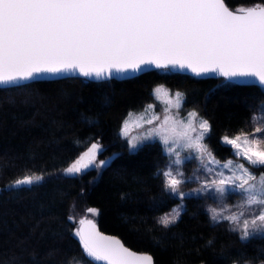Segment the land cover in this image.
I'll use <instances>...</instances> for the list:
<instances>
[{
  "label": "trees",
  "instance_id": "trees-1",
  "mask_svg": "<svg viewBox=\"0 0 264 264\" xmlns=\"http://www.w3.org/2000/svg\"><path fill=\"white\" fill-rule=\"evenodd\" d=\"M225 3L237 11L264 0ZM160 84L184 95L183 112L196 111L209 121L207 144L222 160L234 158L223 136L252 134L254 114L264 103L258 82L175 69L124 81L70 78L0 87V264H97L74 234L81 219L95 220L104 233L150 254L154 264L264 263V236L242 240L229 222H213L207 196L186 198L175 225L159 223L179 202L160 175L169 159L158 142L130 152L120 131L131 111L156 103L153 90ZM97 141L103 150L96 163L104 160L105 166L66 174ZM25 176L41 179L28 187L12 186Z\"/></svg>",
  "mask_w": 264,
  "mask_h": 264
},
{
  "label": "snow or ice",
  "instance_id": "snow-or-ice-1",
  "mask_svg": "<svg viewBox=\"0 0 264 264\" xmlns=\"http://www.w3.org/2000/svg\"><path fill=\"white\" fill-rule=\"evenodd\" d=\"M187 69L195 76L215 74L229 81L258 82L264 87V3L232 11L225 0H0V84L28 81L41 74L79 73L97 79L113 73L143 72L147 68ZM169 98L179 110L183 94L156 87L153 95ZM148 108L154 110L153 105ZM154 115L143 121L141 136H131L128 119L120 135L132 150L138 141L158 140L169 166L162 171L165 187L181 199L186 182L178 166V149L195 152L203 163L221 166L209 150L206 139L212 126L196 111L184 119ZM132 113H129L131 117ZM255 119V117H253ZM159 121V123H157ZM251 137L247 133L223 136L233 158L223 162L228 175L218 171L201 182L197 193H235L241 206L250 210L225 216L212 210L215 223L222 220L241 233L242 240L264 232V116ZM103 146L91 143L78 159L65 169L68 175L80 174L92 165L105 166L97 158ZM239 161V162H234ZM176 166V167H173ZM39 176H25L12 185H31ZM96 215L97 210L88 209ZM180 211L173 209L159 223L175 224ZM75 231L88 258L103 264H153L150 255H141L119 240L102 234L90 219L79 220Z\"/></svg>",
  "mask_w": 264,
  "mask_h": 264
},
{
  "label": "rangeland",
  "instance_id": "rangeland-1",
  "mask_svg": "<svg viewBox=\"0 0 264 264\" xmlns=\"http://www.w3.org/2000/svg\"><path fill=\"white\" fill-rule=\"evenodd\" d=\"M156 87H163L164 89H166L168 92H170L172 94H174L175 92H179V91H172L163 84L157 85ZM156 87H154V89ZM153 92H154V90H153ZM154 97L156 99V103L148 104V105H153L154 110L152 108H148V105H147L143 110L131 111L130 112V113H132L131 117H129V114H128L127 119H128V130L130 133L129 138H131V136H141L143 131H144V128L148 127L147 125L143 124V121H147L149 119H152L154 115H159V116H161V118H163V116L165 114L164 110L167 108H171V111L168 114L176 116L177 119H184L187 117V113L192 112V111H189L187 113L183 112V106L179 110H177L174 106L169 105V98L164 96L163 94H161L160 96H154ZM183 103H184V95H183ZM262 116H264V103H262L258 112H256L254 114L255 128L257 126H262L259 123ZM157 123H159V121H157ZM257 135H264V133L257 134ZM249 136L251 137V134H249ZM152 142L160 143L158 140H149V141L141 140V141H138V146H137V149H135V150H132L130 145L128 144L129 151L130 152H137L140 147L144 146L147 143H152ZM205 142L207 143V139ZM225 146H228L231 148L230 145H225ZM208 147H209V145H208ZM261 147H264V144H262ZM209 150L213 153L215 158L221 162V166L217 167L215 164H209L206 159L202 163L201 160L198 158L199 154L192 152V151L184 150V149H178V151H180L181 157H182V164L180 166H178V170L183 172V175L186 179V182L181 185V191L184 193V198L181 199L177 194H173L175 197H177L179 199V202L170 211H168L167 213L160 216L159 221L164 216H167L170 213H172L173 209H177L180 211V216H179V219H180L181 215L183 214V212L186 209L185 199L190 198V197H199V196L200 197L207 196L211 199V202L207 206V212L209 213L210 216L212 214L213 209H215L218 212H223V214L225 216L233 214V213L238 214L241 211H244L247 214L250 211V210L243 208L241 206V200H240L239 196L235 193H229L226 197H220L219 194L209 195V194H205V193H197L196 192V190L200 188L201 182H203L206 178L215 177L216 172L223 171L225 173V175L230 174L228 169H224L222 167V164L225 160L219 159L214 154V152L212 151V149L210 147H209ZM168 159L170 160L169 157H168ZM234 162H239V161L234 160ZM168 166H169V162H168L167 167ZM173 167H176V166H173ZM178 220L176 221V223L178 222ZM222 221H225V220H222ZM175 224H172L170 226H173ZM256 236H264V232L252 233L247 239H244V240H249V239L256 237ZM93 262L97 263V264H101V262H95V261H93ZM71 264H86V263H84L82 261H75V262H72ZM233 264H252V263L246 262V263H233ZM260 264H264V263H260Z\"/></svg>",
  "mask_w": 264,
  "mask_h": 264
},
{
  "label": "water",
  "instance_id": "water-1",
  "mask_svg": "<svg viewBox=\"0 0 264 264\" xmlns=\"http://www.w3.org/2000/svg\"><path fill=\"white\" fill-rule=\"evenodd\" d=\"M230 10H232V9H230ZM232 11H234V10H232ZM167 69H175L179 73H184V74H188V75L195 76L193 73H191L187 69H179V68H171V67H169ZM157 70H165V69L164 68H161V69L147 68L143 72H136V73H134V72H128V73H124V74L113 73V75L111 77L105 76V77L99 78V79H97L95 77H91V78L84 77L82 75H79L78 72L77 73H62V74H56V75H53V74H41V75H39L38 77H36V78H34L32 80L20 81V82L15 83V84H0V87L1 88H13V87H20V86L28 85V84H31V83H34V82L58 81V80H64V79H70V78H82V79H86V80H89V81H92V82H97V83L108 82V81H111V80L124 81V80L133 79V78L139 77V76H141V75H143L145 73H148V72H151V71H157ZM200 77H205V78H209V79H221V78H224L222 76L215 75V74H209L207 76H200ZM224 79H226V78H224ZM233 82H235V83H245V81H242V80H233ZM253 82H255V81H253ZM28 186H30V185H21L19 187H28ZM90 220H92L93 223L96 224L97 229L102 234L107 235V236L114 237L116 239H119L118 237H116L114 235L104 233L103 231L100 230L99 225H98V223L95 220H93V219H90ZM79 227H80V225H79ZM119 240L123 243V241L121 239H119ZM125 247L129 248L126 245H125ZM129 249L132 250V251H134V252H136L137 254L150 255V254H147V253H143V252H139V251L133 250L131 248H129ZM152 259H153V257H152ZM153 264H154V260H153Z\"/></svg>",
  "mask_w": 264,
  "mask_h": 264
}]
</instances>
